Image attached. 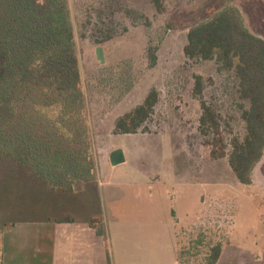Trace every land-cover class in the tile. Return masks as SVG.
Instances as JSON below:
<instances>
[{"label": "rangeland", "instance_id": "1", "mask_svg": "<svg viewBox=\"0 0 264 264\" xmlns=\"http://www.w3.org/2000/svg\"><path fill=\"white\" fill-rule=\"evenodd\" d=\"M21 1L0 0V30L12 29L13 54L33 46L43 29L68 39L70 47L65 51L62 39L36 53L25 86L11 87L9 101L0 105L7 116L0 129L18 147L26 132L53 152H71L90 166L92 185L98 182L91 194L54 188L0 152V235L17 222L91 219L97 239L89 257L96 264H203L209 244L231 241L237 248H229L220 264H264V156L250 189L229 165L233 139L246 137L240 106L248 104L234 72L184 53L190 29L228 8L264 40V0H163V12L151 0H32L30 7ZM2 41L3 83L9 73ZM50 41L44 36L42 43ZM150 48L157 54L153 68ZM61 78L69 83L57 85ZM153 89L159 103L143 129L116 135L118 119ZM203 104L220 126L224 158L210 156L217 137L202 124ZM54 123L61 128L57 136L48 134ZM117 149L126 163L113 167L109 156ZM200 235L197 255L192 242ZM245 246L251 252L242 254Z\"/></svg>", "mask_w": 264, "mask_h": 264}, {"label": "trees", "instance_id": "2", "mask_svg": "<svg viewBox=\"0 0 264 264\" xmlns=\"http://www.w3.org/2000/svg\"><path fill=\"white\" fill-rule=\"evenodd\" d=\"M151 1L159 12L164 11L163 0ZM27 2V6L30 7L32 0H27ZM2 28L3 31L0 30V36L3 40L2 44H5L8 52L5 71H8L9 74L4 78L3 83L0 80V105H6L12 95L11 87L25 86L24 80L29 75L36 53L45 51L65 38L63 36L52 37L53 31L51 29H43L34 39L33 46L23 45L26 47L25 51L16 55V53H12L16 47L12 46L10 43L11 36L7 35L10 28L5 25H2ZM29 28H31L30 25ZM11 31L12 29H10ZM44 36L51 38V41L46 44L42 43ZM187 41V46L184 49L187 58L216 61L221 69L234 72L238 79L239 97L248 104V108L244 105L240 106L242 119L246 124V137L244 141L238 138L233 139L229 165L241 184L251 186L254 168L264 156V40L253 35L247 29L241 13L237 9L228 8L216 14L211 20L191 28ZM63 43L65 51H67L70 42L65 39ZM148 58L150 67H155L157 54L153 48L148 50ZM61 81H57V85L69 83L67 78L64 80L61 78ZM200 88L201 86L198 89L199 94L202 93ZM41 94L42 92H40ZM40 95L38 96L40 97ZM158 103L159 92L153 89L139 106L118 119L115 134L132 135L138 133L152 117ZM203 109L204 111L207 110L205 104H203ZM64 110L66 109L64 108ZM9 112L10 110L8 114ZM66 116L63 117L66 118ZM6 118L7 116L5 117L4 114L0 115V128ZM202 124L205 127H210L217 137L214 139L213 145L209 146L211 147L210 156L213 159L226 157V146L223 144L220 126L210 110H207V116L203 118ZM24 125L27 123L25 122ZM51 127L52 131L50 126L48 127V134L57 136L61 128L55 123ZM66 128L69 127L66 126L65 130ZM19 136L20 146L18 147L17 142H15L16 138L13 140L7 137L0 129L2 158L6 159L11 156L18 166L30 170L40 181L46 180L54 188L60 185H64L63 187L66 188L81 181L91 180L93 173L90 166L82 164L81 160L74 157L71 152H53L48 142L37 137L31 139L26 132ZM85 143H88L87 140ZM33 151L35 152L32 154ZM28 154H32V157H25ZM32 158L33 160H31ZM85 161H87L86 158ZM203 243V235L192 242V249L197 252V255L203 249ZM207 252L202 258L203 264H217L222 255V243L209 244Z\"/></svg>", "mask_w": 264, "mask_h": 264}, {"label": "crops", "instance_id": "3", "mask_svg": "<svg viewBox=\"0 0 264 264\" xmlns=\"http://www.w3.org/2000/svg\"><path fill=\"white\" fill-rule=\"evenodd\" d=\"M97 182L92 185L90 181H81L71 186V190L76 194H91L95 191ZM76 184L81 190H77ZM253 185L254 179L251 186H244L250 189ZM215 199L218 204L221 202V195L217 194ZM89 221L80 224L72 218H65L58 223L50 219L14 223L0 235V264H96V261L89 257L97 239L94 224H89ZM222 244L219 264L229 248H237L232 241L231 244ZM244 248L246 250H242V254L251 252L247 246Z\"/></svg>", "mask_w": 264, "mask_h": 264}, {"label": "water", "instance_id": "4", "mask_svg": "<svg viewBox=\"0 0 264 264\" xmlns=\"http://www.w3.org/2000/svg\"><path fill=\"white\" fill-rule=\"evenodd\" d=\"M96 56L98 61L104 65L105 64V53L102 47L97 48ZM110 163L113 167L120 166L126 163V158L124 151L122 149H117L113 151L109 156Z\"/></svg>", "mask_w": 264, "mask_h": 264}]
</instances>
